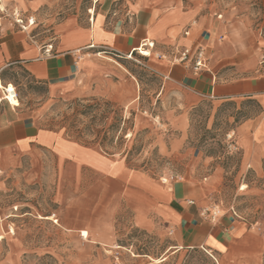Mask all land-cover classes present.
Segmentation results:
<instances>
[{"label": "rangeland", "instance_id": "obj_1", "mask_svg": "<svg viewBox=\"0 0 264 264\" xmlns=\"http://www.w3.org/2000/svg\"><path fill=\"white\" fill-rule=\"evenodd\" d=\"M0 5L9 18L26 24L35 18L32 28H53V40L68 20L86 25L102 14L109 25L124 28L141 10L155 12L170 34L152 41L155 45L149 40L151 56L119 57L99 49L86 59L73 89L51 94L19 68L6 74L25 112L42 128L121 159L155 189L189 178L203 217L232 214L244 224L242 232L251 231L224 252L177 249L167 226L135 224L118 181L83 166L81 157L66 159V147L59 154L42 149L0 164V264H264V161L255 165L241 147L263 112L261 102L205 99L185 107L182 92L155 65L176 61L173 43L206 17L240 21L264 35V0H0ZM0 85L7 101L19 106L15 86L1 79Z\"/></svg>", "mask_w": 264, "mask_h": 264}, {"label": "crops", "instance_id": "obj_2", "mask_svg": "<svg viewBox=\"0 0 264 264\" xmlns=\"http://www.w3.org/2000/svg\"><path fill=\"white\" fill-rule=\"evenodd\" d=\"M163 26L155 12L148 10H141L135 23L124 28L109 25L101 14L94 15L86 25L70 20L60 24L53 40V28L39 30L25 22L20 25L0 11V79L4 86L9 83L15 86L6 72L19 68L37 83L47 85L51 94L73 89L89 56L99 49L110 50L119 57L130 54L149 40L169 38L170 33ZM173 44L177 60H159L155 65L166 82L182 92L185 107H193L205 99L261 102L263 112L254 120L251 135L241 139L245 157L260 166L264 161V35L240 21L206 17L191 24ZM48 45H52L50 54L45 52ZM201 48L207 68L196 72L195 58ZM186 50V58H180ZM3 95L0 164L12 155L37 154L42 149H53L59 154L66 147V159L81 157L83 166L122 185V204L133 211L137 226L151 229L155 221L167 226L177 249L224 252L239 238L250 236L251 231L242 232L244 224L232 214L224 213L215 221L203 217L194 200L196 190L191 179L183 178L169 187L155 189L145 175L130 170L121 159L107 158L97 149L81 146L57 131L42 128L35 115L25 112L20 99L19 106L7 101L9 97L0 85V97Z\"/></svg>", "mask_w": 264, "mask_h": 264}, {"label": "built area", "instance_id": "obj_3", "mask_svg": "<svg viewBox=\"0 0 264 264\" xmlns=\"http://www.w3.org/2000/svg\"><path fill=\"white\" fill-rule=\"evenodd\" d=\"M17 21V23L18 24H20V25H22L23 24V20L22 19H17L16 20ZM35 22H36V20H35V18H30V19H28V24H27V26H33L34 24H35ZM22 28H24L25 29V26H22ZM186 34H188V32H186ZM146 43V42H145ZM152 44H154V42H152ZM143 45V44H142ZM142 45L140 46V47H142ZM155 45V44H154ZM154 45H149V46H146V48H150V49H153V47H154ZM139 47V48H140ZM139 48H137L135 51H133L132 53H130V55H132L134 52H140V49ZM51 50H52V45H48V47H46V49H45V52L47 53V54H50L51 53ZM141 54V53H140ZM186 55H187V50L186 51H184L183 52V54L181 55V57L180 58H182V57H184V58H186ZM150 56V55H149ZM149 56H147V57H149ZM177 60V59H176ZM205 68H207V60H206V57H205V52H204V49L203 48H201V49H199L198 51H197V54H196V58H195V66H194V70L196 71V72H199V71H201L202 69H205ZM6 90V89H5ZM5 97V95H3L2 97H0V102H2V100H3V98ZM14 97L16 98V99H19V94H18V91H17V89H16V87H15V90H14ZM12 104V103H11ZM13 105V104H12ZM16 106V105H15ZM230 138H232L231 136H230ZM190 204H194V202L193 201H190ZM202 216H205L206 215V211L204 212V213H202L201 214ZM211 216H212V220L213 221H215L216 220V218L218 217V214L216 213V212H212L211 213Z\"/></svg>", "mask_w": 264, "mask_h": 264}, {"label": "bare ground", "instance_id": "obj_4", "mask_svg": "<svg viewBox=\"0 0 264 264\" xmlns=\"http://www.w3.org/2000/svg\"><path fill=\"white\" fill-rule=\"evenodd\" d=\"M1 9L4 10V7L1 6ZM146 45L147 44H144L142 47L139 48L140 49L139 53H141L144 56H149V55L151 56V54H152L151 49L150 48H144V46H146ZM129 58H132V55Z\"/></svg>", "mask_w": 264, "mask_h": 264}, {"label": "trees", "instance_id": "obj_5", "mask_svg": "<svg viewBox=\"0 0 264 264\" xmlns=\"http://www.w3.org/2000/svg\"><path fill=\"white\" fill-rule=\"evenodd\" d=\"M102 146V145H101Z\"/></svg>", "mask_w": 264, "mask_h": 264}]
</instances>
